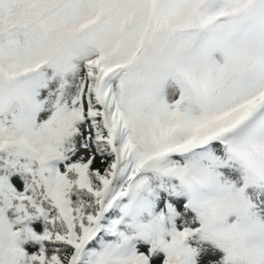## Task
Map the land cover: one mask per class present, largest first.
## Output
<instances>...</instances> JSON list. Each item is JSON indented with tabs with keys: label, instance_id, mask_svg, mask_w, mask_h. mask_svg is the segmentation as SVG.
Segmentation results:
<instances>
[{
	"label": "snow or ice",
	"instance_id": "6c2138e0",
	"mask_svg": "<svg viewBox=\"0 0 264 264\" xmlns=\"http://www.w3.org/2000/svg\"><path fill=\"white\" fill-rule=\"evenodd\" d=\"M0 264H264V0H0Z\"/></svg>",
	"mask_w": 264,
	"mask_h": 264
}]
</instances>
